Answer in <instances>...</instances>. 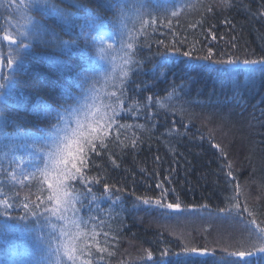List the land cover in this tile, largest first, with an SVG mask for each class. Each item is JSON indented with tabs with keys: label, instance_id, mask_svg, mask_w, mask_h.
I'll return each mask as SVG.
<instances>
[{
	"label": "trees",
	"instance_id": "trees-1",
	"mask_svg": "<svg viewBox=\"0 0 264 264\" xmlns=\"http://www.w3.org/2000/svg\"><path fill=\"white\" fill-rule=\"evenodd\" d=\"M81 2L86 7L73 11L83 21L94 5ZM104 2L107 10L97 9L102 17L99 28L112 33L114 47L122 25L135 34L142 13L146 21L155 20L154 26H146V34L136 37L135 59L143 62L142 67L128 71L131 65H123V52L109 50V55L92 47L99 28L86 30L87 35L77 28V43L88 51L87 58L37 48L31 58H25L23 71L0 68V75L13 72V78L5 81L8 86L0 89L4 93L0 96V200L15 205L9 210L15 217L24 215L25 197L33 204L46 201L40 158L47 160L55 149L59 128L74 126L75 116L64 108L91 106L94 101V112L112 116L115 109L117 114L106 129V149L99 156L90 155L84 174L124 191L116 193L120 197L116 200L115 195H102V184L93 185L100 198L86 199V207L79 213L88 220L87 228L77 232L66 225L75 237L77 264L89 259L92 264H230L226 252L260 243L250 239L235 214L237 201L231 198L238 194V203L247 208L244 217L264 226V64L240 63L225 71L180 56L165 64L171 52L157 42L193 51L194 56L207 55L211 48L214 60L260 59L264 56V0ZM29 4L30 0H0V58L5 64L17 45L3 37L10 35L19 43L18 32L27 17L35 14ZM127 39L125 32V42ZM95 44L107 45L96 38ZM64 64L73 66L74 79L69 80ZM80 74L88 77L83 86ZM48 82L55 84L52 94ZM234 84L239 89L234 90ZM42 103L49 105L48 115L38 110ZM52 109L61 111V124ZM213 145H220L225 155ZM72 164L79 167L72 160L67 171L74 170ZM227 164L232 165L231 177ZM158 183L175 190L166 202L180 203V211L149 207L131 195L155 198ZM237 185L238 192L234 191ZM73 187L80 185L74 182ZM45 215L49 218L0 216V252L27 251L33 258L31 264H71L48 242L50 237L59 238L52 225L64 222ZM185 248L215 250V255H176ZM251 264H264V258L252 257Z\"/></svg>",
	"mask_w": 264,
	"mask_h": 264
},
{
	"label": "snow or ice",
	"instance_id": "snow-or-ice-1",
	"mask_svg": "<svg viewBox=\"0 0 264 264\" xmlns=\"http://www.w3.org/2000/svg\"><path fill=\"white\" fill-rule=\"evenodd\" d=\"M87 3L94 5V8L87 14V18L82 21L73 11V9L79 11L86 7L85 3H82L81 0H67L66 3L65 0H61L60 3H56L55 0H30L29 6L35 9V14L27 17L23 29L18 32V36L22 38L19 43H17L16 38L10 35H5L3 37L9 44H15L17 47L15 48L14 55L11 52L9 53L6 64L4 60L0 58V68L7 67L13 70V72L17 70L23 71L25 58H31V56L36 53L37 48L42 49L45 53L51 50L52 52L59 53L66 52L69 55L79 54L81 57L87 58L89 56L88 51L82 49L77 43L79 37L76 35V29L80 28L81 32L87 35L86 30L99 28L102 17L100 11H97V9L102 11L107 10L104 0H87ZM61 4L64 6H61ZM113 6L118 7L117 5ZM144 15L145 14L142 13L138 17L140 28L135 34L127 28V25H122L119 39L115 41V47L114 44L111 43L107 44L106 47L103 46V44L96 45L95 37H92V47L97 48L100 53L107 52L109 55H111V51L123 52V56L121 57L123 65H131L128 71H132L133 68L139 69L142 67L143 62L135 59L137 54V49L135 48L137 43L136 37L146 34V26L155 25V20L146 21ZM146 15L151 16V13H147ZM172 15L175 16L177 13L173 12ZM53 16L56 19H52ZM125 32L128 37L127 42L124 40ZM65 36H70L72 38L65 39ZM213 39H215L214 36ZM101 40L103 41V38H101ZM157 43L163 45L167 51L171 52L169 60L164 61L165 64L171 62L172 57L175 56L190 60L204 61L206 64H215L224 68L225 71H227L229 67L234 68L240 63L245 66L264 64V56L260 59H244L243 61H240L238 58L214 60V53L211 48L208 49L207 55L194 56L193 51H182L174 45L170 48L169 45L164 44L163 41H158ZM30 49L32 50L31 52H29ZM47 58L52 59L51 55H47ZM18 61L19 63H17ZM14 65H16L15 69H13ZM62 68L68 73L69 80L74 79L72 76L74 68L71 64H64ZM13 72H9L7 75H0V89H4L8 86L5 81H10L13 78ZM80 76L82 77L83 86V82H86L88 77L84 74H80ZM48 83L50 94H52L51 89L55 87V84L51 82ZM239 87V84L233 85L234 90L239 89ZM173 90L175 91V88ZM2 95H4V93H0V96ZM111 95L116 96L115 93ZM122 96L123 91L121 90V97ZM53 98H55V96ZM87 99L88 97H85L86 101ZM117 99L119 100L120 97H117ZM148 100L151 101L152 97H148ZM94 107L95 102L93 101L91 106L85 103L77 108H64V112L75 116L74 126L59 128L55 138V149L47 154V160H45L43 156L40 158L44 162V170L41 174L43 176V182L47 185L45 189L48 193L46 201L33 204L25 197V202L22 203L24 215L15 217L11 216L9 211L15 207V205L10 203L8 199L0 200V216H7L10 219L19 220H26L29 216H35L39 220L41 216H45L46 219L49 218V216L45 214H50V216H55L57 220L64 222L59 226L52 225V227L57 230V236L59 238L50 237L48 242L50 247L52 243H54L55 251L66 257L71 264H77L80 257L77 255V246L73 244L75 237L68 230L66 225H71L77 232L87 228L88 220L80 217L79 213L86 207L84 203L86 199L89 197H92L93 200L100 198L96 196L92 186L102 184V195H108L109 197L115 195L116 200L120 199L116 193L124 191V189H115L114 185L110 186L107 182L97 177L89 179V177L84 174V170L87 169L90 163V155L94 153L99 156L101 152L106 149L107 145L104 143V139L107 135L106 129L111 127L109 121H113L114 116L117 114L115 109H113L112 116H106V114L102 116L99 111H93ZM38 110L45 115H48L50 112L49 105L46 103L38 105ZM51 111L56 112L57 124H61L64 120L61 111L59 109H52ZM151 115L152 114L149 113V116ZM0 116H2V113H0ZM90 116L93 117L91 121L89 120ZM101 121L104 122L101 123ZM38 123H40V121L34 122V124ZM132 147H136L135 140L132 141ZM213 147L219 148L221 156L225 155L224 149L220 145H213ZM156 159L159 160V157ZM72 160L78 161L79 167H77L76 164H72V169L74 170L67 171L68 165ZM226 167L229 169L227 175L231 177L232 165L227 164ZM37 170L39 171V169ZM74 182L78 183L80 187H73ZM155 187L159 189V195L155 198L136 196L134 192L131 193V195L135 196L140 204L149 207L155 206L160 209H168L177 212L181 210L180 203L166 202L167 197L175 192L174 189L167 188L160 183L156 184ZM238 188L239 186L237 185L234 191L238 192ZM113 189H115V191H113ZM231 199L237 201L233 205L235 214L241 218L245 230L249 232L250 239L254 238L260 243H249L243 250L226 252V256L230 258V264H251L252 257L259 256L260 258H264V226L258 224L255 219L249 220L244 217L247 208L241 207L238 203V194ZM77 204H79V207H77ZM48 205L52 206L49 207ZM41 208L44 209L43 213L40 212ZM88 211H91V207H88ZM219 211L223 213L232 210L219 209ZM69 212L73 214L71 217L68 216ZM88 219L94 220L95 218L89 217ZM5 227H7L6 224ZM176 255L204 257L215 255V250L210 253L206 248H185L182 253H176ZM148 257L151 259V253L148 254ZM81 264H92V261L91 259L81 261Z\"/></svg>",
	"mask_w": 264,
	"mask_h": 264
},
{
	"label": "rangeland",
	"instance_id": "rangeland-1",
	"mask_svg": "<svg viewBox=\"0 0 264 264\" xmlns=\"http://www.w3.org/2000/svg\"><path fill=\"white\" fill-rule=\"evenodd\" d=\"M96 41L109 44L113 41V35L111 32L104 28H99L95 35ZM103 38V41L101 40ZM27 252L13 250L8 254L0 253V264H29L30 260Z\"/></svg>",
	"mask_w": 264,
	"mask_h": 264
}]
</instances>
